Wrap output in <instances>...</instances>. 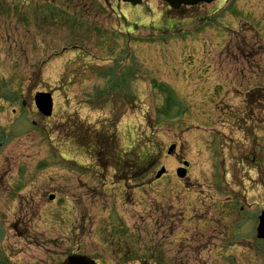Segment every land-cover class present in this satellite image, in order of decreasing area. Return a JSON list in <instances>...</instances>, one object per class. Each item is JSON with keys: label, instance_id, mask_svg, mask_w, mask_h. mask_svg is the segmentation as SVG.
<instances>
[{"label": "rangeland", "instance_id": "1", "mask_svg": "<svg viewBox=\"0 0 264 264\" xmlns=\"http://www.w3.org/2000/svg\"><path fill=\"white\" fill-rule=\"evenodd\" d=\"M127 6L0 0V264H59L75 253L108 256L110 264H251L252 223L226 236L237 215L213 184L217 162L205 150L224 149L233 174L226 193L244 203L249 158L258 148L262 162L264 142L232 134V108L219 104L235 100L237 44L227 32L237 23L235 4L176 12L160 2ZM254 47L260 55L244 80L253 86L264 80V47ZM151 80L175 91L178 105L166 115L168 96L148 87ZM228 83L229 93L212 87ZM35 92L52 94L51 117L32 109ZM21 101L35 127L24 122ZM171 144L176 155L167 157ZM181 160L193 184L174 179ZM161 166L167 176L154 182ZM257 196L260 205L264 190Z\"/></svg>", "mask_w": 264, "mask_h": 264}, {"label": "flooded vegetation", "instance_id": "2", "mask_svg": "<svg viewBox=\"0 0 264 264\" xmlns=\"http://www.w3.org/2000/svg\"><path fill=\"white\" fill-rule=\"evenodd\" d=\"M264 0H253L252 3L248 0H242L239 1V8H238V15L240 19V25L237 30L238 39H237V45L238 47V56H237V67H238V73L236 75L235 79V86L233 92H236L239 95L240 100H236V123L238 126V130L243 131L245 137L247 140L264 142V86L262 87L259 83L257 85H248L245 83V72L247 71V64L246 62V54L242 50V45L247 43H250V47H252V43L254 41V44L257 45V35L261 32H257V29L255 28V25L261 28V30H264ZM246 29L247 32L250 34H253V38L251 40H244L243 38V30ZM255 31V33H253ZM253 50V48H251ZM249 70V69H248ZM263 81V80H262ZM242 93H244L242 95ZM255 93L260 98L257 99V96H255ZM241 96L244 100H241ZM244 125H243V123ZM257 151L258 149L255 148ZM262 152V151H261ZM254 157L251 159L252 165L250 172L252 173L253 177L251 178V185L252 190L255 191V194L253 196L255 201H252L251 203V209L254 213H252L251 220L252 222V228H256L257 226V217L261 215L260 213H264V202H262L260 205H258L257 199H258V189L264 190V180L263 182L258 181L259 175L264 176V163H259V155L254 152ZM0 172H1V143H0ZM261 179V177H260ZM1 185V183H0ZM1 187V186H0ZM240 212L243 210V208L240 207ZM206 233H208L207 229H204ZM255 234V230H254ZM260 243L256 241L255 247H253L252 251V257H253V264H257V256L259 253V250L261 249L264 252V244L258 246Z\"/></svg>", "mask_w": 264, "mask_h": 264}, {"label": "water", "instance_id": "3", "mask_svg": "<svg viewBox=\"0 0 264 264\" xmlns=\"http://www.w3.org/2000/svg\"><path fill=\"white\" fill-rule=\"evenodd\" d=\"M123 2H128L130 4L136 5L139 4L142 0H122ZM167 3L172 9H177L181 4L184 5H195L198 2L210 3L212 0H160ZM36 103L38 104L40 111L45 115L49 116L51 114V99L50 96L45 94H39L35 98ZM174 147H170L169 153L172 151ZM163 170L159 172L157 177L162 174ZM179 178L184 176L183 172L179 170L177 172ZM52 199V198H50ZM62 264H94L90 259L83 256H70L68 257Z\"/></svg>", "mask_w": 264, "mask_h": 264}]
</instances>
